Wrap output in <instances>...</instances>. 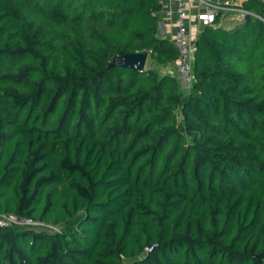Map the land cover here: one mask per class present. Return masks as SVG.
I'll return each mask as SVG.
<instances>
[{
	"label": "trees",
	"instance_id": "1",
	"mask_svg": "<svg viewBox=\"0 0 264 264\" xmlns=\"http://www.w3.org/2000/svg\"><path fill=\"white\" fill-rule=\"evenodd\" d=\"M242 7L184 86L163 0H0V218L46 226L0 224V264H264V5Z\"/></svg>",
	"mask_w": 264,
	"mask_h": 264
},
{
	"label": "built area",
	"instance_id": "2",
	"mask_svg": "<svg viewBox=\"0 0 264 264\" xmlns=\"http://www.w3.org/2000/svg\"><path fill=\"white\" fill-rule=\"evenodd\" d=\"M174 5L163 0V19L160 21V31L163 35H167V24H172L173 33L172 41L178 52L175 62L176 72L184 86H190L193 82V67L195 42L192 40V31L194 26L202 27L214 24L219 16L227 13H238L245 17L249 13L235 0L225 3L214 2L210 0H172ZM264 5V0H261ZM195 7H200L194 14L192 12ZM202 7V9H201ZM0 224H18L30 225L40 224L29 219L20 218L15 215L2 216ZM41 225V224H40ZM43 225V224H42Z\"/></svg>",
	"mask_w": 264,
	"mask_h": 264
},
{
	"label": "water",
	"instance_id": "3",
	"mask_svg": "<svg viewBox=\"0 0 264 264\" xmlns=\"http://www.w3.org/2000/svg\"><path fill=\"white\" fill-rule=\"evenodd\" d=\"M148 58H149L148 50H144L141 52H133V53L125 54L117 59H114L111 62V65L119 64L124 67H129L141 71L146 68Z\"/></svg>",
	"mask_w": 264,
	"mask_h": 264
},
{
	"label": "crops",
	"instance_id": "4",
	"mask_svg": "<svg viewBox=\"0 0 264 264\" xmlns=\"http://www.w3.org/2000/svg\"><path fill=\"white\" fill-rule=\"evenodd\" d=\"M166 1H168V2H170V4L171 5H174V3H173V1L172 0H166ZM210 1H214V2H220V3H225V2H228V1H230V0H210ZM235 1H237L238 2V4H240L241 6L243 5V3H244V1H246V0H235ZM198 9H200V7L198 8V7H195L194 8V10H193V12H192V15H195L194 13L198 10ZM201 9H202V7H201ZM252 13V12H251ZM232 16V15H236V16H239L240 17V15L238 14V13H227V14H225V15H223V16H221V22H220V24H222L224 27H226V28H228V29H231V28H234L237 24H234V23H232V22H224V20H223V17L224 16ZM245 18V17H244ZM172 24H167V29H168V33H167V35L171 38L172 37V33H173V28H172V26H171ZM202 26H199V25H196V26H194V29H193V31H192V40L195 42V40H196V38H197V36H198V34L201 32V30H202ZM172 32V33H171ZM149 62V58H148V61H147V63Z\"/></svg>",
	"mask_w": 264,
	"mask_h": 264
},
{
	"label": "rangeland",
	"instance_id": "5",
	"mask_svg": "<svg viewBox=\"0 0 264 264\" xmlns=\"http://www.w3.org/2000/svg\"><path fill=\"white\" fill-rule=\"evenodd\" d=\"M225 19V20H224ZM223 20H224V22H232V23H234V24H238V23H240V22H242L243 20H244V17L243 16H236V15H232V16H224L223 17ZM152 64V60L150 59V57H149V62L147 63V66H150ZM169 70L170 71H176V65H174V66H172V67H170L169 68ZM34 227H36V228H42V227H46L45 225H40V224H34Z\"/></svg>",
	"mask_w": 264,
	"mask_h": 264
}]
</instances>
